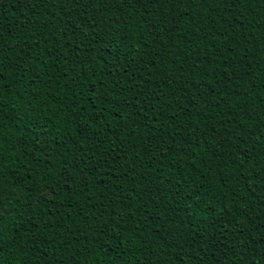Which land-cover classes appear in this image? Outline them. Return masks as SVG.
Wrapping results in <instances>:
<instances>
[{"label": "trees", "instance_id": "obj_1", "mask_svg": "<svg viewBox=\"0 0 264 264\" xmlns=\"http://www.w3.org/2000/svg\"><path fill=\"white\" fill-rule=\"evenodd\" d=\"M0 264H264V0H0Z\"/></svg>", "mask_w": 264, "mask_h": 264}]
</instances>
